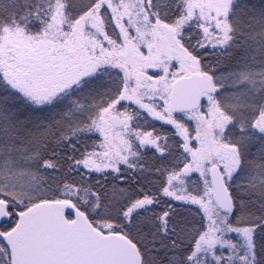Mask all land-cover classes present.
<instances>
[{
    "label": "snow or ice",
    "instance_id": "6c2138e0",
    "mask_svg": "<svg viewBox=\"0 0 264 264\" xmlns=\"http://www.w3.org/2000/svg\"><path fill=\"white\" fill-rule=\"evenodd\" d=\"M0 264H264V0H0Z\"/></svg>",
    "mask_w": 264,
    "mask_h": 264
}]
</instances>
